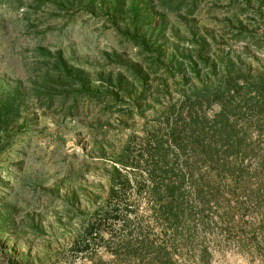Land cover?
Instances as JSON below:
<instances>
[{"label": "rangeland", "instance_id": "1", "mask_svg": "<svg viewBox=\"0 0 264 264\" xmlns=\"http://www.w3.org/2000/svg\"><path fill=\"white\" fill-rule=\"evenodd\" d=\"M0 264H264V0H0Z\"/></svg>", "mask_w": 264, "mask_h": 264}]
</instances>
